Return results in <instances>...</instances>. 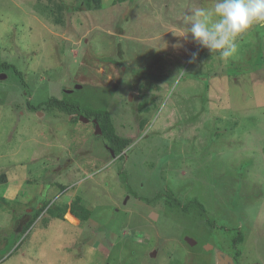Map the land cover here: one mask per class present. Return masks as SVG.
<instances>
[{"label":"rangeland","instance_id":"obj_1","mask_svg":"<svg viewBox=\"0 0 264 264\" xmlns=\"http://www.w3.org/2000/svg\"><path fill=\"white\" fill-rule=\"evenodd\" d=\"M210 3L0 0V66L22 74L0 69V264H264V23L220 60L183 23ZM51 98L107 111L130 147L28 108ZM50 202L90 216L45 209L19 238Z\"/></svg>","mask_w":264,"mask_h":264},{"label":"clouds","instance_id":"obj_2","mask_svg":"<svg viewBox=\"0 0 264 264\" xmlns=\"http://www.w3.org/2000/svg\"><path fill=\"white\" fill-rule=\"evenodd\" d=\"M183 23L187 35L200 47L220 60H234L239 54L240 38L254 25L264 23V0H211L210 5L185 12ZM197 55L192 54L193 60Z\"/></svg>","mask_w":264,"mask_h":264},{"label":"trees","instance_id":"obj_3","mask_svg":"<svg viewBox=\"0 0 264 264\" xmlns=\"http://www.w3.org/2000/svg\"><path fill=\"white\" fill-rule=\"evenodd\" d=\"M80 7L77 6V10ZM13 68L20 77H22V74L20 72L17 71L16 67H12L11 64L5 62L0 66V69H4V70H9ZM28 108L31 111H38L41 109V107L43 106H47L49 108H54L55 109H59L60 111L72 116V121L73 122H77L79 121V119L81 117L90 119V120H96L99 125L100 128L102 130L103 136L109 141V150L110 151H114L115 155H120L121 153L124 152L125 149H127L130 145H131V141L130 139H125L123 137H120L117 135L115 127L113 125V120L110 116V114L107 111H101V110H88L85 107L81 106L78 103H75L73 101H69L67 99H57V98H51L49 100H47L46 102H44L43 104H39L38 106H34L31 102H28ZM6 174L3 173L2 176H0V185L3 183L7 182L6 179ZM51 184H48V186H50ZM168 196H171V194H168ZM171 199V198H170ZM178 205L179 201L174 199V204L173 205ZM47 209L48 213H50L53 218H57L59 220H64L65 218V214L68 213L69 211V215H72L73 217L75 216L76 218H78L81 221H85L88 220L90 214L89 212L85 209V208H80L79 206H71L66 207L65 205H60V204H56V202L54 203H47L43 205V207L41 209H37L36 212L32 215V217L21 227V225H17V227L19 226L21 230V234H18L19 238L21 237V235H24L27 233V231L32 228L36 221H38V219L40 218L42 212ZM71 213V214H70ZM243 240V234L241 232H239L234 238H233V243L235 246H237L241 241Z\"/></svg>","mask_w":264,"mask_h":264},{"label":"water","instance_id":"obj_4","mask_svg":"<svg viewBox=\"0 0 264 264\" xmlns=\"http://www.w3.org/2000/svg\"><path fill=\"white\" fill-rule=\"evenodd\" d=\"M82 118H84V117H81V119ZM85 120V122H89V120L88 119H84ZM95 123H96V133L98 134H102V130H101V128H100V125L98 124V122L95 120ZM151 218L152 219H154V220H157V218H158V215H156V214H152L151 215ZM187 241H188V243L190 244V245H196V241H194V240H192V239H190V238H188L187 239ZM206 249H209V245H207L206 246ZM156 251L153 253V256L155 257L156 256ZM217 258H218V264H228L229 263V261H230V257L229 256H224V254L222 253V252H218L217 253Z\"/></svg>","mask_w":264,"mask_h":264},{"label":"flooded vegetation","instance_id":"obj_5","mask_svg":"<svg viewBox=\"0 0 264 264\" xmlns=\"http://www.w3.org/2000/svg\"><path fill=\"white\" fill-rule=\"evenodd\" d=\"M90 121H91V122H92V121L94 122L95 120H90V119H89V122H90ZM89 122H88V123H89ZM102 134H103V133H102ZM110 153H111V157H113L115 160H116V158L119 159V158H118L119 155H115V152H114V151H110ZM187 239H188V237H187ZM187 239H185V240L187 241ZM187 243H188V241H187ZM196 243H197V242H196Z\"/></svg>","mask_w":264,"mask_h":264},{"label":"bare ground","instance_id":"obj_6","mask_svg":"<svg viewBox=\"0 0 264 264\" xmlns=\"http://www.w3.org/2000/svg\"><path fill=\"white\" fill-rule=\"evenodd\" d=\"M158 219V218H157ZM212 247L210 246L209 249H211Z\"/></svg>","mask_w":264,"mask_h":264}]
</instances>
